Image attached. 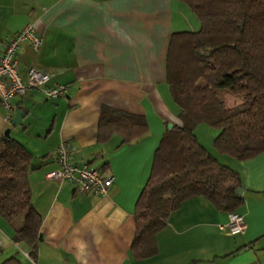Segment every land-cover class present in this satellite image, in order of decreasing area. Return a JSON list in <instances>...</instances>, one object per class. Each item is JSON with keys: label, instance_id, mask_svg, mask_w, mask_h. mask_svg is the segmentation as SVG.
<instances>
[{"label": "crops", "instance_id": "crops-1", "mask_svg": "<svg viewBox=\"0 0 264 264\" xmlns=\"http://www.w3.org/2000/svg\"><path fill=\"white\" fill-rule=\"evenodd\" d=\"M30 25L43 44L39 52L20 44L19 72L25 76L33 67L49 73V86L65 85L68 94L48 99L30 90L14 98L9 125L0 107V134L10 129L32 156L31 202L42 218L32 257V248L15 244L13 229L0 217V264L11 257L21 264H264V152L247 161L219 154L203 124L194 131L200 144L240 175L237 213L244 231H219L229 213L195 197L169 214L155 257H130L136 201L168 125H180L165 57L173 33L200 29L190 9L178 0H0V45ZM103 107L143 117L148 133L128 144L117 134L98 142ZM18 111L25 117L12 127ZM62 141L74 145V162L113 178L105 197L80 195L71 183L45 178L57 168L55 149Z\"/></svg>", "mask_w": 264, "mask_h": 264}, {"label": "trees", "instance_id": "trees-1", "mask_svg": "<svg viewBox=\"0 0 264 264\" xmlns=\"http://www.w3.org/2000/svg\"><path fill=\"white\" fill-rule=\"evenodd\" d=\"M200 22L196 32L173 33L165 57V81L179 108V126L166 129L155 151L150 175L135 204L130 257L143 261L158 254L157 235L170 213L195 197L217 211L237 212L243 198L240 175L220 164L194 131L206 124L218 134L219 154L247 161L264 152V0H178ZM241 102L228 105L217 90ZM148 133L143 117L103 107L98 142L117 134L123 144ZM31 154L12 137L0 134V217L26 243L34 257L41 216L31 202ZM2 264H21L16 257Z\"/></svg>", "mask_w": 264, "mask_h": 264}, {"label": "built area", "instance_id": "built-area-1", "mask_svg": "<svg viewBox=\"0 0 264 264\" xmlns=\"http://www.w3.org/2000/svg\"><path fill=\"white\" fill-rule=\"evenodd\" d=\"M27 42L39 52L43 41L30 25L18 32L13 38L0 45V107L5 112L6 123L10 124L9 115L14 110L13 99L22 98L30 90L41 93L48 99L66 97L65 85L49 86L51 75L30 67L23 76L18 70L17 52L21 43ZM75 147L67 141L60 142L55 149L57 168L46 174L48 180L68 182L74 185L80 195L105 197L113 183V178H104L101 173L87 163L74 162ZM245 229L244 217L237 212L229 213L228 221L219 225L218 230L230 236L241 234Z\"/></svg>", "mask_w": 264, "mask_h": 264}, {"label": "rangeland", "instance_id": "rangeland-1", "mask_svg": "<svg viewBox=\"0 0 264 264\" xmlns=\"http://www.w3.org/2000/svg\"><path fill=\"white\" fill-rule=\"evenodd\" d=\"M217 94H218V97L223 100L226 104L228 105H233V104H236V103H239L241 102V97L240 96H237V95H234L232 94L231 92H229L228 90L224 89V90H217ZM202 127H205L206 129H209V131H211V133L214 134V136L218 133L215 129L211 128L210 126L206 125V124H203ZM204 129V128H203ZM200 134L201 133V129L199 130ZM204 136L205 138H209L210 136L206 135V133H204ZM213 136V137H214ZM217 136V135H216ZM212 137L211 139V142L213 143L214 141V138ZM203 138V137H202Z\"/></svg>", "mask_w": 264, "mask_h": 264}, {"label": "water", "instance_id": "water-1", "mask_svg": "<svg viewBox=\"0 0 264 264\" xmlns=\"http://www.w3.org/2000/svg\"><path fill=\"white\" fill-rule=\"evenodd\" d=\"M25 117V113L24 112H21V111H18L15 115V117L12 119V122H11V125L12 127H16L19 125V123L21 122V120ZM173 127L172 124H169L168 125V129H171ZM10 137V129H6L4 132H3V138L4 139H7ZM238 194L241 195L242 194V189H238Z\"/></svg>", "mask_w": 264, "mask_h": 264}]
</instances>
